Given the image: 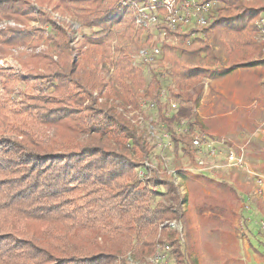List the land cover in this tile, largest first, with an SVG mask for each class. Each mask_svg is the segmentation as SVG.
Masks as SVG:
<instances>
[{"label":"trees","instance_id":"obj_1","mask_svg":"<svg viewBox=\"0 0 264 264\" xmlns=\"http://www.w3.org/2000/svg\"><path fill=\"white\" fill-rule=\"evenodd\" d=\"M36 1L75 12L80 21L95 18L87 23L92 33L74 41L73 32L48 12L37 17L31 0H0L4 18L40 24L0 30V57L29 44L16 55L27 78L12 67L0 68L6 86L0 100V264H131L128 252L136 260L149 256L158 236L172 244L175 264H189L176 231L160 228L184 215L183 195L172 175L154 168L147 181L153 184L139 176L143 186L132 178L159 149L136 128L126 107L144 95L158 99L167 89L179 108L171 111L167 102L160 103V121L174 152L182 150L193 162L191 133L202 126L193 108L202 79L262 54L256 21L264 14V0H205L214 2L208 25L193 37L192 31H178L185 41L179 46L163 42L160 57L150 63L159 69L149 82L133 65V55L151 44L153 33L135 30L129 7L119 0ZM40 45L44 48L36 51ZM15 81L42 93L26 92L35 102L20 105L9 96ZM85 102L88 114L77 115L81 110L74 105ZM184 119L189 132L178 130ZM75 193H80L77 200L71 198Z\"/></svg>","mask_w":264,"mask_h":264},{"label":"rangeland","instance_id":"obj_2","mask_svg":"<svg viewBox=\"0 0 264 264\" xmlns=\"http://www.w3.org/2000/svg\"><path fill=\"white\" fill-rule=\"evenodd\" d=\"M31 3L37 17L43 11L48 12L53 20L62 23L71 34L74 31V22L80 25L79 29L82 36L92 33L93 27H88L87 23L95 18L94 14L89 15L87 21H80L77 18L78 14L75 12H60L61 10L53 8L52 5L47 3L39 5L36 0H31ZM84 6L88 8L89 2L85 3ZM61 16L68 18L69 21L60 19ZM39 25L37 20L21 19L19 22L6 19L0 15V30L8 27L30 30L32 27ZM135 30H138L136 25ZM178 31L187 32L180 29L171 32L169 42L177 46L185 42L181 35L177 33ZM153 32L157 33V30L155 28L154 30L150 29V33ZM146 38L147 34L145 33L144 39ZM154 40L155 36L154 38L152 36L150 41L153 42ZM116 41L113 40V46ZM28 45L11 47L7 55L0 57V68H5L8 71L12 67L17 74L27 78L29 75L23 72L24 70L16 55L21 51H27ZM42 48L44 46L40 45L36 51ZM136 54L133 55V65L143 69L144 77L149 82L152 73L157 71L159 66L156 63L146 64L140 62L136 59ZM112 57L114 60V56ZM253 58L256 59L245 66L234 68L229 72H217L213 76L204 77L202 79L203 91L200 94L197 106L193 108L202 125L196 126V132H207L209 136L212 135L213 137L229 135L236 143H246L248 166L241 170H230L231 177L226 179L215 169L211 171L186 170L184 168L190 161L182 150H178L177 153L173 150L166 151L168 157L174 156V159H176L175 162L169 164L170 168L181 169L173 176V179L180 188L183 199L186 200L187 204H183L184 215L181 219H168L164 222L176 221L178 224L181 222L190 229V232L185 235H180L183 232H176L181 248L187 253L189 264H264V50L261 55L255 54ZM109 65L110 71L113 72L115 69L113 61ZM223 65L229 66L227 58H224ZM169 83L171 84L170 79L168 80ZM146 87H148V84L142 87L145 92L147 91ZM150 87L153 88L155 93V85ZM5 88L4 81L0 80V100L5 96ZM39 90L31 89L24 82L15 81L13 91L9 96L16 98L15 100L20 105L24 102L32 103L35 100L29 99L26 92L38 94L39 96L42 93ZM156 99L157 97L152 98L144 95L138 103H129L126 107L128 110L126 111L127 116H130L136 128L144 132L145 136H149L146 129L147 122L140 123L138 122L139 119L134 122L133 119H137L140 114L150 115L148 105ZM86 104L90 103L85 102L82 106L74 105L78 110H81L77 115L84 117L85 114H88L85 108ZM231 110L235 114L230 113ZM160 114L158 113L159 120ZM238 115L241 117L240 125L246 123V127H240L237 119ZM87 124L89 125V122ZM21 128L20 132L25 131V127ZM239 128L241 131L244 129V133L236 136ZM5 135L14 134L5 133ZM259 137L262 138L258 139ZM233 146L238 147L239 145L234 143ZM66 150L70 149L65 148ZM138 171L136 170L132 177L134 180H140ZM226 171L228 172V170ZM162 174L159 173V175ZM1 178L3 177L0 176V180ZM260 178L262 179V185L258 183ZM239 180L244 183L243 186L239 185ZM121 181L123 183L124 179ZM138 182H141L142 186L144 185L141 180ZM147 184H153V180L147 182ZM259 188L260 192H258ZM163 191L165 192L163 198H167L168 193L165 186ZM79 197L80 193L71 195V198L75 200ZM166 228L171 229V227ZM147 257L141 260L132 258L139 261L140 264H146Z\"/></svg>","mask_w":264,"mask_h":264},{"label":"built area","instance_id":"obj_3","mask_svg":"<svg viewBox=\"0 0 264 264\" xmlns=\"http://www.w3.org/2000/svg\"><path fill=\"white\" fill-rule=\"evenodd\" d=\"M119 3L124 7H129L132 10L134 23L137 29H153V38L149 46L140 50L136 54V59L142 63L150 64L161 55L160 45L165 41H170L169 31L171 30H186L192 31V37L201 33L203 28L208 25L210 13L213 9L214 2L205 0H119ZM62 20L69 21L68 18L60 17ZM258 28V39L264 42V14L256 21ZM80 25L73 23L74 41L81 39ZM264 50V49H263ZM167 102V108L171 111H176L179 108V102L169 99V92L163 89L157 100H152L149 103L150 115L140 114L135 122H147L146 129L148 135L155 139L159 149L158 154L150 160H146L144 168L139 171V176L145 183L148 181L155 168L159 173H168L175 176L179 169L170 168L169 164L175 162L174 156L168 157L166 151L173 150V140L168 129L159 120L160 113L159 105ZM180 131H188L189 125L184 119L178 126ZM190 146L194 153V161H190L184 169L189 171H202L206 169L230 168L241 170L248 166L246 149L244 146L233 147L225 138H212L205 132H196L192 130ZM174 152V150H173ZM163 164L164 168L160 167ZM256 173V172H252ZM176 183V182H175ZM262 185V179L258 180ZM263 187V186H260ZM151 188L156 189V186L151 185ZM260 192V188L258 189ZM162 227H171L176 232H181L182 227L176 221L164 222ZM160 235V234H159ZM127 259L131 264H140L135 261L131 254H128ZM146 264H175L172 254V244L165 238L158 239L155 243V249L152 254L146 258ZM135 262V263H134Z\"/></svg>","mask_w":264,"mask_h":264},{"label":"crops","instance_id":"obj_4","mask_svg":"<svg viewBox=\"0 0 264 264\" xmlns=\"http://www.w3.org/2000/svg\"><path fill=\"white\" fill-rule=\"evenodd\" d=\"M233 100V99H232ZM236 103V102H235ZM264 109V108H263ZM254 112V111H253ZM230 113H234L235 114V112L234 111H230ZM247 113H250V112H247ZM243 114H245V113H243ZM240 115V114H239ZM237 116V119L239 120V125H240V121H241V117L240 116ZM243 123V122H242ZM241 123V124H242ZM242 126L243 127H246V123H244V124H242ZM242 126L240 125V127L242 128ZM243 130L244 129H242V131L240 130V128H239V130H238V133L236 134V136H238V134H242V133H244L243 132ZM207 133V132H206ZM208 135H209V133H207ZM232 135V134H231ZM212 136V135H211ZM212 138H225L229 143H230V145L231 146H233V144L235 143L236 145H239V146H244V147H246V143H236L234 140H233V138L232 137H230L229 135H220V136H216V137H213L212 136ZM256 138V137H255ZM260 138H262V137H259L258 139H260ZM239 140H240V138H239ZM250 141V140H249ZM249 141H247V143H249ZM233 147H235V146H233ZM211 171L212 169H206V170H203V171ZM217 172H219V173H221V175H223L226 179H229L230 177H231V175H230V170L232 171V170H234V169H230V168H216L215 169ZM226 170H228V172L226 171ZM239 185L240 186H243L244 185V183L243 182H240V180H239ZM230 184H231V182H230ZM238 185V184H237ZM183 204L184 205H186L187 204V202H186V200L184 199L183 200ZM180 224L181 225H183L182 226V231L181 232H183V233H181L180 235H185V234H188L189 232H190V229L188 228V227H186L185 225H184V223L182 224L181 222H180ZM190 227V226H189ZM184 229V230H183ZM183 237V236H182ZM184 238V237H183Z\"/></svg>","mask_w":264,"mask_h":264}]
</instances>
